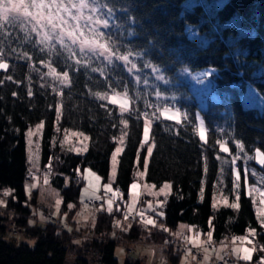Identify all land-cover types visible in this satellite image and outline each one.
<instances>
[{"label": "trees", "instance_id": "1", "mask_svg": "<svg viewBox=\"0 0 264 264\" xmlns=\"http://www.w3.org/2000/svg\"><path fill=\"white\" fill-rule=\"evenodd\" d=\"M186 1L102 0L111 11L107 13L108 28L100 26L104 37L99 42L112 50L113 60L110 65L107 61L100 65L102 68L108 65L104 72L70 71L71 86L62 95L52 90L50 80H42L36 71H31L28 61L8 55V69L0 70L3 81L0 83V190L12 192L10 207L17 214L23 218L29 216L31 204L36 203V193L32 202L27 196L25 178L31 165L25 137L30 129L43 124L41 169L52 171L51 185L61 193L64 210L74 205V213L79 208L85 189V170L100 177L103 185L108 183L111 160L123 137L124 151L114 188L122 190L127 200L139 172H146L147 182L157 188L171 186L163 215L154 216L157 227L148 235L149 241L164 244L166 235L176 233L185 224L204 238L211 233L216 242L254 233L264 246V227L258 222L254 202L245 189L243 169L240 170L247 163L244 158L252 168L259 169L253 157L257 151L264 152V115L246 109L242 102L249 85L264 96V0H229L214 17H209L201 6L185 11ZM236 16H240L242 28L254 31L255 35L230 45L229 38L236 37L238 31L226 25ZM189 28L199 30L210 43L205 46L193 40ZM10 42L16 47L14 38ZM26 50L32 54L31 49ZM32 55V63L46 73L38 56ZM123 55L128 56L127 61L118 59ZM53 66L58 73L68 71L63 65ZM209 68L217 70L215 92L220 103H210L202 113L207 130L203 142L197 134L198 105L189 89L163 83L177 76L180 70L196 73ZM152 69L156 73L149 84L157 85L167 96L182 93L185 98L179 103L188 116L180 124L148 117L152 122L150 143L144 144L143 102L149 92L137 81L142 83L147 75L152 78ZM155 75L162 81L157 82ZM8 76L12 79L8 80ZM125 85L128 96L137 102V112L121 114L116 106L96 99L97 93L124 95ZM29 87L31 96L27 94ZM147 88L152 97V86ZM121 119L127 121L126 126L120 123ZM67 131L89 137L85 155L78 156L61 147ZM224 140L230 154L220 152ZM151 145L154 150L148 159L147 148ZM234 154L242 156L238 163H231L230 155ZM237 170L241 175L239 209L215 210L213 200L217 193L234 199ZM122 216V211L118 215L100 216L94 234L109 237L114 217ZM18 223L23 228L28 226L26 219ZM160 229L164 232L159 233ZM6 232L0 223V264H65L72 250L68 238L51 226L28 232L35 241L33 247L8 242ZM146 236L147 232L134 227L127 238L138 241ZM88 248L101 252L104 264H119L114 242L93 241ZM168 248L165 253L172 264H181L183 256ZM259 258L255 254L251 264Z\"/></svg>", "mask_w": 264, "mask_h": 264}, {"label": "rangeland", "instance_id": "2", "mask_svg": "<svg viewBox=\"0 0 264 264\" xmlns=\"http://www.w3.org/2000/svg\"><path fill=\"white\" fill-rule=\"evenodd\" d=\"M228 2L229 0H187L184 3V9L187 12H191L195 7L201 6L205 9L209 17H214ZM226 27H234L238 31L236 37L229 38L228 42L230 45H234L237 40L255 35L254 31H248L242 28L240 16L234 17L231 21H229ZM188 34L193 40L200 41L205 46L210 43V40L205 35L200 34L197 29L189 28ZM43 67L46 68L47 72V67L45 65H43ZM151 72L153 73V76L151 78L150 75H147L148 77L145 79L147 83H144V81L142 83L137 81V83L144 86L145 90L147 89V92L149 93L150 90L147 86L151 85L153 88L152 97L148 95L149 93L145 95L146 101L143 102L142 116H144L145 121H150L148 117L154 116L155 119L160 122H175L180 124L188 116L187 111L179 103L180 99L185 97L182 93L175 94V96L162 94L157 85L153 86L152 84H149V80L154 78L156 70L152 69ZM216 75L217 70L212 68L196 73H192L188 70H180L177 76L168 78L164 80L163 83L164 86H171L174 88L185 86L189 89L191 96L198 105L197 134L201 139L200 134L203 132V140L201 139L203 142L207 139V130L202 113L207 111L210 103H220V98L215 92ZM46 78L50 80L53 87L56 86L53 84L51 78ZM161 81L162 78L157 77V82ZM66 88L68 87H64L63 90ZM156 93H159V96H157ZM107 95L109 97L115 96L117 103L113 104L110 99L101 100L97 95L96 99L100 102L116 106L120 110V103L126 98L125 95ZM127 99L128 111L125 113H133V111L137 112L135 109L137 102L132 100L129 96H127ZM242 102L246 109L258 110L262 115H264V96L253 86L249 85L247 87V91L242 98ZM165 108L168 109L167 112L164 111ZM145 112L148 113L147 117L144 115ZM60 115L61 109H59V120ZM40 125L43 124H39L33 129H30L33 132L31 145H29L28 142V132L25 137L28 160L31 165L30 168L36 169H41V149L43 144L44 125L43 127H40ZM151 125L152 122L150 121L149 135L147 141H145L144 138V144L150 143ZM224 143L225 140L220 145V152L230 154ZM60 145L69 153L83 156L89 149V137L80 132L67 131L63 134V139ZM149 147H152V150H154L153 145ZM118 148H120V152L115 151L113 154L116 156V160H111L110 179L106 185H103L104 189H101L97 194H95V181L93 180V182L92 180L87 179L88 186L82 191L80 198L81 204L74 213L72 212L75 208L74 205L68 206V210L63 209L61 193L51 185V177L53 174L49 168L48 170L52 175L41 176L32 181L31 184L27 185V196L31 202L35 193L37 194L36 203L31 204V214L29 216L23 218L11 209L10 203L13 200L12 192L9 190H0V223L6 228V240L16 245L27 244L28 246L33 247L35 245V241L31 239L28 233L30 230H35V228L38 229L39 227L45 228L46 226L54 227L63 236L68 238V246L72 249L71 252L68 253L66 264H76L78 257H81L89 251L92 252L94 249L88 248V244L93 241L99 244L106 243L107 241L114 242L115 245H117L115 259L119 264H125L126 262H138L140 264H172L170 258L165 253V248L168 247L172 248L171 250L174 254L176 253L183 256L181 264H219L213 258H216L217 260L226 259L237 264H251L255 254L260 256L256 262L264 264V249L256 252L250 239L254 233H249L248 235L243 236V240L236 239L237 237H234L232 239L216 242L209 236L204 238L195 228L181 224L176 233L166 235V242L164 244L154 243L152 240L149 241V239H147L148 235H151L157 227L154 216L160 215L159 213L162 212L167 199L171 195V186L167 184L170 187L165 188L163 186L162 188H157L147 182L146 172H139L137 175L138 179L134 183L136 187L134 189L131 187L128 199L126 200L124 198V192L120 189L116 190L114 188L119 167V159L124 151V141L123 143H120ZM224 149H227V151ZM30 153L31 159L29 158ZM230 156V160L236 158V163H238L237 159L241 160L242 157L239 156V154ZM149 158L150 156H148V159ZM253 159L259 169L252 168L248 165L250 162L247 158H244L243 160L247 163H244L240 170L242 171L243 169V174L245 175V189L248 197H251L254 202L258 222L264 227V224L261 223V216L258 211L264 209V203H261V201L264 200V164L260 163V160L264 159V152L257 151ZM113 167H115L114 173ZM236 173H239V171L237 170ZM240 183L241 181L239 182V189L241 188ZM109 185L111 187L110 191L108 188ZM161 189H163V191H161ZM104 191L112 194L111 212L107 210L108 202L103 201L101 192ZM236 195L237 193L235 194V197ZM95 197H99V199H96ZM235 197L231 200L219 192L214 196L213 208L215 210H219L222 207H231V205L235 203L238 204V207L234 209H239V200L237 201ZM121 211L123 212V216L119 218L114 217L111 229L112 232L109 237L103 235L96 236L94 234V229L100 216L106 214L118 215ZM71 212L74 215H70ZM24 219L27 220V228H23V226H20L18 223ZM149 219L153 220L154 223L148 224L147 221ZM134 227H138L142 232H147V236L138 241L127 238ZM158 232L162 233L164 231H161L160 229ZM206 245H208L212 251L208 252V255L202 259H198L191 253L192 248ZM183 250L188 253L182 254ZM246 252L250 253V259L248 261H244L241 258ZM99 257L101 258V256ZM89 260L94 263L96 262V258L94 256H91V259ZM97 260L99 259L97 258ZM256 262L253 264H256Z\"/></svg>", "mask_w": 264, "mask_h": 264}, {"label": "snow or ice", "instance_id": "3", "mask_svg": "<svg viewBox=\"0 0 264 264\" xmlns=\"http://www.w3.org/2000/svg\"><path fill=\"white\" fill-rule=\"evenodd\" d=\"M106 5L102 4V0H0V70H7L9 64L6 62L9 54L17 59L29 62L31 71H36L43 80L46 77L51 78L54 86L52 90L59 95L63 94L64 87L71 86L69 72L77 73L83 70L86 73L107 71L108 65L100 67L105 61L110 63L113 60L112 50L106 45L100 43V39L104 37V33L100 31V26L108 28L109 19L107 13L110 12ZM16 47L12 46V41ZM7 47V50H5ZM26 49H31L32 54L38 56V62L44 64L48 71L40 72L32 63L33 55ZM119 60L127 61L128 56L118 57ZM54 64L63 65L68 71L58 73ZM8 80L12 77L8 76ZM3 81H0L2 83ZM31 82L29 78V83ZM147 83V81H144ZM44 85H41L43 87ZM16 93H13L15 95ZM27 94L33 95L31 87L28 88ZM159 96V93H156ZM101 100H111L113 104L117 103L115 96L109 97L107 94H96ZM125 99L120 103L121 114L128 111V89L124 86ZM168 111L167 108L164 109ZM110 114V113H109ZM144 115L147 117L148 113ZM59 118V112L57 114ZM122 125H127V121L120 120ZM43 127V125H40ZM150 121L144 123L143 135L147 141L149 135ZM33 132L28 131V142L31 145V137ZM203 140V132L200 134ZM123 143V137H121ZM223 147V146H222ZM242 147V146H241ZM227 151V149H224ZM152 147L147 148L149 156L152 154ZM120 152V148L116 149ZM29 158L31 159V153ZM235 159L231 163H235ZM112 160H116L113 155ZM264 164V159L260 160ZM115 167H113V173ZM239 182L240 175L236 174L234 192L237 193L236 200H239ZM135 184L132 185L134 189ZM165 188L170 187L164 185ZM111 190L110 185L108 186ZM163 191V189H161ZM91 198V197H90ZM99 199V197H95ZM264 203V200L261 201ZM231 207L236 208L238 204H232ZM109 212L112 211V201H108ZM261 216V223L264 224V209L258 210ZM161 216L163 212L159 213ZM148 224L154 221L149 219ZM211 237V233H209ZM236 239L243 240L244 237ZM207 251V250H205ZM244 261L250 259V253H245L241 257Z\"/></svg>", "mask_w": 264, "mask_h": 264}, {"label": "built area", "instance_id": "4", "mask_svg": "<svg viewBox=\"0 0 264 264\" xmlns=\"http://www.w3.org/2000/svg\"><path fill=\"white\" fill-rule=\"evenodd\" d=\"M44 175L50 176L52 174H51V172L48 169L30 168L28 170L27 175H26L25 183H26V185H29V184L32 183V181H34L35 179H38L39 177L44 176ZM101 193H102L103 201L108 202L109 200H112V194H110V193H108L106 191L101 192ZM250 239H251V242H252L256 252H259V250L262 251L264 249L263 244L261 243V241H259V239L255 235H252V237H250ZM214 246H216V245H214ZM205 250H207V251H205ZM210 251H212V250L210 249V247L208 245H206V246H196V247L191 249V253L195 257H197L198 259H202L203 257L207 256L208 252H210ZM186 253H188V252L183 250L182 254H186ZM91 256H94L96 258V262L95 263L91 262L89 260V259H91ZM99 256H101V258ZM97 258L99 260H97ZM213 259L215 261H217L219 264H237L235 262H232V261H229V260H226V259H223V260H217L216 258H213ZM66 261H67V259H66ZM76 264H104L103 256H102L101 252H99L98 250H93L92 252L89 251L86 254L82 255L81 257H78V260H77ZM256 264H261V262H256Z\"/></svg>", "mask_w": 264, "mask_h": 264}, {"label": "crops", "instance_id": "5", "mask_svg": "<svg viewBox=\"0 0 264 264\" xmlns=\"http://www.w3.org/2000/svg\"><path fill=\"white\" fill-rule=\"evenodd\" d=\"M237 173H235L236 175ZM83 178L85 179V182H86V187L87 188V179L89 180H94L93 182L95 183V186H94V193L97 194L101 189L103 190L104 187H103V183H102V180L96 176L95 174H93L90 170H86L85 171V174L83 175Z\"/></svg>", "mask_w": 264, "mask_h": 264}]
</instances>
